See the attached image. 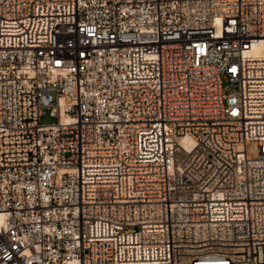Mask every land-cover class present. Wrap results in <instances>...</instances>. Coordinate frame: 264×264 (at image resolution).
I'll return each instance as SVG.
<instances>
[{
    "label": "built area",
    "instance_id": "built-area-1",
    "mask_svg": "<svg viewBox=\"0 0 264 264\" xmlns=\"http://www.w3.org/2000/svg\"><path fill=\"white\" fill-rule=\"evenodd\" d=\"M0 264H264V0H0Z\"/></svg>",
    "mask_w": 264,
    "mask_h": 264
},
{
    "label": "rangeland",
    "instance_id": "rangeland-1",
    "mask_svg": "<svg viewBox=\"0 0 264 264\" xmlns=\"http://www.w3.org/2000/svg\"><path fill=\"white\" fill-rule=\"evenodd\" d=\"M229 90V89H227ZM56 121V118L53 116L46 114H43L40 117V123L42 124H48V123H53ZM247 153L250 154L251 156H256L257 155V151H256V144L255 143H251L248 147H247Z\"/></svg>",
    "mask_w": 264,
    "mask_h": 264
}]
</instances>
